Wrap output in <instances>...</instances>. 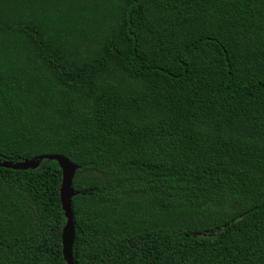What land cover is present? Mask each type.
Segmentation results:
<instances>
[{
	"label": "trees",
	"instance_id": "obj_1",
	"mask_svg": "<svg viewBox=\"0 0 264 264\" xmlns=\"http://www.w3.org/2000/svg\"><path fill=\"white\" fill-rule=\"evenodd\" d=\"M43 154L75 264H264V0H0V160ZM61 185L0 166V264H67Z\"/></svg>",
	"mask_w": 264,
	"mask_h": 264
},
{
	"label": "water",
	"instance_id": "obj_2",
	"mask_svg": "<svg viewBox=\"0 0 264 264\" xmlns=\"http://www.w3.org/2000/svg\"><path fill=\"white\" fill-rule=\"evenodd\" d=\"M54 160L58 162L62 170V185L60 189V198L62 208L67 219L66 225L63 230V256L67 264H75L73 258V246L75 241V224L74 213L72 209V198L79 194L74 190L73 179L76 171L80 168L79 165L69 160L67 157L59 154H43L39 155L31 160H24L20 162H13L0 160V166L5 168H11L15 170H27L36 169L39 167L43 160Z\"/></svg>",
	"mask_w": 264,
	"mask_h": 264
}]
</instances>
